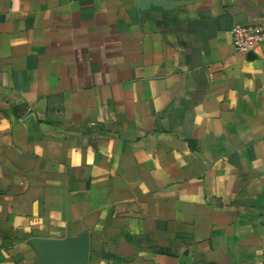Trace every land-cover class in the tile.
I'll use <instances>...</instances> for the list:
<instances>
[{
  "label": "crops",
  "instance_id": "crops-1",
  "mask_svg": "<svg viewBox=\"0 0 264 264\" xmlns=\"http://www.w3.org/2000/svg\"><path fill=\"white\" fill-rule=\"evenodd\" d=\"M264 0H0V264H264Z\"/></svg>",
  "mask_w": 264,
  "mask_h": 264
},
{
  "label": "built area",
  "instance_id": "built-area-1",
  "mask_svg": "<svg viewBox=\"0 0 264 264\" xmlns=\"http://www.w3.org/2000/svg\"><path fill=\"white\" fill-rule=\"evenodd\" d=\"M231 35L233 46L239 54H255L264 45V18L252 24L236 25Z\"/></svg>",
  "mask_w": 264,
  "mask_h": 264
},
{
  "label": "water",
  "instance_id": "water-1",
  "mask_svg": "<svg viewBox=\"0 0 264 264\" xmlns=\"http://www.w3.org/2000/svg\"><path fill=\"white\" fill-rule=\"evenodd\" d=\"M253 56H254V54H253V53L249 54V57H253Z\"/></svg>",
  "mask_w": 264,
  "mask_h": 264
}]
</instances>
